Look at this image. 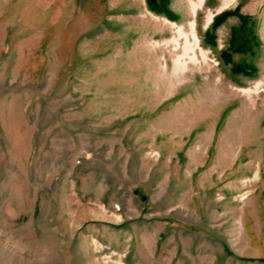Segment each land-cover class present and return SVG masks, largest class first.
<instances>
[{
    "label": "rangeland",
    "instance_id": "1",
    "mask_svg": "<svg viewBox=\"0 0 264 264\" xmlns=\"http://www.w3.org/2000/svg\"><path fill=\"white\" fill-rule=\"evenodd\" d=\"M168 9L0 0V264H264V0Z\"/></svg>",
    "mask_w": 264,
    "mask_h": 264
},
{
    "label": "trees",
    "instance_id": "2",
    "mask_svg": "<svg viewBox=\"0 0 264 264\" xmlns=\"http://www.w3.org/2000/svg\"><path fill=\"white\" fill-rule=\"evenodd\" d=\"M150 7L153 9V10H156L158 12L162 11V12H165L166 14H168L170 17H172L173 15L170 13L169 9H168V0H147ZM230 13H224L220 16H218L216 18V20L214 21L213 23V26L214 28H216L217 24H219L227 15H229ZM240 69V68H239ZM246 69H252V66L251 65H247L245 66L242 70L244 71H247Z\"/></svg>",
    "mask_w": 264,
    "mask_h": 264
}]
</instances>
